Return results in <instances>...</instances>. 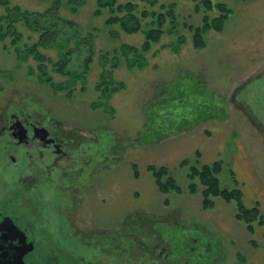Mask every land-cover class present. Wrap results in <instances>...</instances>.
<instances>
[{
	"label": "rangeland",
	"instance_id": "obj_1",
	"mask_svg": "<svg viewBox=\"0 0 264 264\" xmlns=\"http://www.w3.org/2000/svg\"><path fill=\"white\" fill-rule=\"evenodd\" d=\"M52 1L12 0L11 4L42 11ZM95 1L85 0L76 12L65 3L60 6V15L75 21L81 32L94 34L86 82L83 89L76 85L71 95L41 81L32 56L18 58L16 46L33 43L38 33L18 23L19 42L12 44L10 37L0 40V114L22 107L33 110L39 119L50 116L60 129L89 142L90 151L94 150L90 183L72 193L74 204L67 216L70 234L74 231L76 237H90L92 243H106L107 247L95 244V249L86 250L93 264L116 260L120 264H253L244 253V242L240 244L248 234L234 216V202L215 197L217 204L203 209L200 194L190 196L186 191L187 170L180 162L196 152L202 162L221 159V186L234 187L231 177L235 176L245 205L258 201L264 214V129L249 114L252 106L234 103L237 91L262 86L257 83L264 79V0H212L224 2L231 12L222 31L205 32L201 48L193 46L188 25L202 23L203 6L196 9L192 0H158V4L175 3V28L145 53L144 66L131 68L121 47H140L143 33H126L107 24V9L93 14ZM218 14L216 9L209 12ZM114 29L116 37L110 34ZM179 36L184 41L172 50ZM42 51L57 59L55 49ZM104 51L119 58L114 77L124 84L107 101L112 111L93 105L102 71L98 58ZM49 69L55 80L63 78L50 65ZM257 112L264 117V106ZM133 163L139 170L137 178ZM149 164L172 168L183 192L160 193L147 170ZM254 235L252 252L262 243L264 229Z\"/></svg>",
	"mask_w": 264,
	"mask_h": 264
},
{
	"label": "trees",
	"instance_id": "obj_2",
	"mask_svg": "<svg viewBox=\"0 0 264 264\" xmlns=\"http://www.w3.org/2000/svg\"><path fill=\"white\" fill-rule=\"evenodd\" d=\"M11 1L0 0V6L3 7V13H0V40L10 37L12 44L19 42L22 32L18 23H22L31 32L38 33V36L31 44H23L22 48L16 46L18 58L23 61L32 56L37 63L38 78L54 90L65 91L67 95H71L76 85L81 84L83 89L94 55V34L92 31L81 32L75 21L60 15V6L65 3L72 12H76L84 5L85 0H53L42 11L24 9L19 5H12ZM192 1L196 3V9L200 5L204 8L202 23L198 26L188 25L192 31L193 46L201 48L205 45V32L222 31L231 9L224 2ZM95 3L94 15L101 14L103 9H107L108 15L105 20L107 24L116 25L122 32L143 33L144 39L140 47L130 44H124L121 47V53L129 68L144 66L145 53L159 42L165 32L172 33L175 28V3L172 2L158 4V0H96ZM155 6L158 8H154ZM214 9L219 14L210 16L209 12ZM110 34L116 37L118 31L111 30ZM183 41V37H177L175 43L171 45L172 50H178ZM42 49H55L57 59L53 60ZM81 50L83 51L78 53ZM109 54V51H104L98 58L102 71L95 83L98 101L93 103L95 107H102L106 111H112L107 103L109 98L124 87L122 81L114 77L119 58L116 54L108 57ZM49 65L63 78L55 80L50 73ZM199 156V152H196L192 159L185 158L180 162V165L185 166L187 170L186 177L189 182L186 191L200 194L203 209L211 208L215 204V197L234 202L235 218L252 236L255 228L264 224V214L260 209V203L256 201L252 206L245 205L243 193L235 176L231 177L236 183L234 187L221 186L219 179L223 169L221 159L206 163L202 162ZM147 170L153 176L160 193L183 192V188L172 173V168L166 165L149 164ZM132 171L134 177H139V170L135 163L132 164ZM231 174L233 175L232 171ZM250 242L253 246L256 245L253 239H250ZM239 257L245 261L243 256Z\"/></svg>",
	"mask_w": 264,
	"mask_h": 264
},
{
	"label": "flooded vegetation",
	"instance_id": "obj_3",
	"mask_svg": "<svg viewBox=\"0 0 264 264\" xmlns=\"http://www.w3.org/2000/svg\"><path fill=\"white\" fill-rule=\"evenodd\" d=\"M257 84L237 91L234 103L252 106L249 114L264 129L257 112L264 106V79ZM59 125L22 107L0 114V264L12 263L13 245L21 253L14 264H93L86 250L106 246L68 229L72 193L89 182L95 157L89 142Z\"/></svg>",
	"mask_w": 264,
	"mask_h": 264
},
{
	"label": "crops",
	"instance_id": "obj_4",
	"mask_svg": "<svg viewBox=\"0 0 264 264\" xmlns=\"http://www.w3.org/2000/svg\"><path fill=\"white\" fill-rule=\"evenodd\" d=\"M191 194H195V195H197L198 193H190V196H192ZM219 204L221 205L222 203H221V201L219 200ZM217 204V202H215V204H214V206ZM237 220V219H236ZM239 228L240 229H243V226L242 225H239ZM261 230V229H264V224L262 225V226H258V227H256L255 228V230ZM254 233H255V231H254ZM247 234H248V240L245 242V241H240V244H242L243 242H244V246H245V249H244V253H246L247 255H250V258H251V260H252V262H253V264H264V237H261L260 236V238L262 239V240H260L262 243H260L259 242V246L255 249V251H253L252 252V250H253V245L251 244V242H250V239H252V238H250V234L248 233V231H247ZM254 235V234H253ZM255 236V235H254ZM248 246V247H247ZM252 253V254H251ZM255 254V255H254ZM246 257H248V256H246ZM249 258V257H248Z\"/></svg>",
	"mask_w": 264,
	"mask_h": 264
},
{
	"label": "water",
	"instance_id": "obj_5",
	"mask_svg": "<svg viewBox=\"0 0 264 264\" xmlns=\"http://www.w3.org/2000/svg\"><path fill=\"white\" fill-rule=\"evenodd\" d=\"M11 255H12V259L10 261H12L11 264H14L18 258L21 257V253H19L18 248H16L15 245H13L12 250H11Z\"/></svg>",
	"mask_w": 264,
	"mask_h": 264
}]
</instances>
